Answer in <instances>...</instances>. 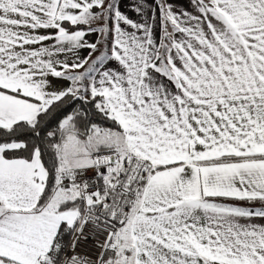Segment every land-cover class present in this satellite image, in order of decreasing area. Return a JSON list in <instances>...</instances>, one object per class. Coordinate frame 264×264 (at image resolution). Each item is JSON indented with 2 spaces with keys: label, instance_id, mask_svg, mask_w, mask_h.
I'll list each match as a JSON object with an SVG mask.
<instances>
[{
  "label": "snow or ice",
  "instance_id": "1",
  "mask_svg": "<svg viewBox=\"0 0 264 264\" xmlns=\"http://www.w3.org/2000/svg\"><path fill=\"white\" fill-rule=\"evenodd\" d=\"M0 264H264V0H0Z\"/></svg>",
  "mask_w": 264,
  "mask_h": 264
},
{
  "label": "rangeland",
  "instance_id": "2",
  "mask_svg": "<svg viewBox=\"0 0 264 264\" xmlns=\"http://www.w3.org/2000/svg\"><path fill=\"white\" fill-rule=\"evenodd\" d=\"M177 2H180V3L183 4V5L185 4V3L182 2V0H177ZM177 5H178V6H183V5H179L178 3H177Z\"/></svg>",
  "mask_w": 264,
  "mask_h": 264
},
{
  "label": "crops",
  "instance_id": "3",
  "mask_svg": "<svg viewBox=\"0 0 264 264\" xmlns=\"http://www.w3.org/2000/svg\"><path fill=\"white\" fill-rule=\"evenodd\" d=\"M182 2L186 4L187 0H182ZM177 3H178L179 5H183V4H181L180 2H177Z\"/></svg>",
  "mask_w": 264,
  "mask_h": 264
}]
</instances>
